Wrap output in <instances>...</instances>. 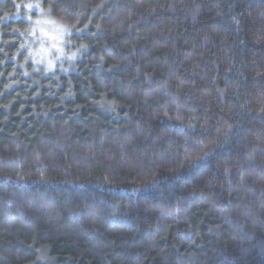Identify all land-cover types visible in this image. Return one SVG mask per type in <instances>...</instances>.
<instances>
[{
    "label": "trees",
    "instance_id": "trees-1",
    "mask_svg": "<svg viewBox=\"0 0 264 264\" xmlns=\"http://www.w3.org/2000/svg\"><path fill=\"white\" fill-rule=\"evenodd\" d=\"M0 264H264V0H0Z\"/></svg>",
    "mask_w": 264,
    "mask_h": 264
},
{
    "label": "rangeland",
    "instance_id": "rangeland-1",
    "mask_svg": "<svg viewBox=\"0 0 264 264\" xmlns=\"http://www.w3.org/2000/svg\"><path fill=\"white\" fill-rule=\"evenodd\" d=\"M32 8L33 6L29 9ZM29 19L33 23L37 22L38 35L29 40V60L33 63L34 70L71 71L76 61V54L71 51L73 44L68 39L73 32L72 29L52 21L53 19L43 20L37 16Z\"/></svg>",
    "mask_w": 264,
    "mask_h": 264
},
{
    "label": "snow or ice",
    "instance_id": "snow-or-ice-1",
    "mask_svg": "<svg viewBox=\"0 0 264 264\" xmlns=\"http://www.w3.org/2000/svg\"><path fill=\"white\" fill-rule=\"evenodd\" d=\"M26 7L31 8L32 6L31 5H27Z\"/></svg>",
    "mask_w": 264,
    "mask_h": 264
}]
</instances>
